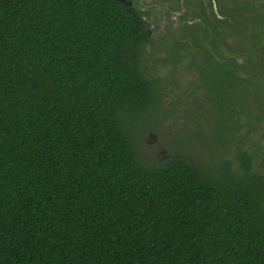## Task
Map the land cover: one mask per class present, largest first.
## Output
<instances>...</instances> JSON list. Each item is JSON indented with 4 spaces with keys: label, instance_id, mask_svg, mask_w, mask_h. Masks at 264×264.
Masks as SVG:
<instances>
[{
    "label": "trees",
    "instance_id": "1",
    "mask_svg": "<svg viewBox=\"0 0 264 264\" xmlns=\"http://www.w3.org/2000/svg\"><path fill=\"white\" fill-rule=\"evenodd\" d=\"M144 14L120 0H0V264H264L250 155L237 168L200 156L199 129L158 163L140 156L137 121L173 115Z\"/></svg>",
    "mask_w": 264,
    "mask_h": 264
},
{
    "label": "flooded vegetation",
    "instance_id": "2",
    "mask_svg": "<svg viewBox=\"0 0 264 264\" xmlns=\"http://www.w3.org/2000/svg\"><path fill=\"white\" fill-rule=\"evenodd\" d=\"M120 1L129 4L135 3L138 6L146 2L145 0ZM149 3H172L171 6L168 5L170 11L167 10V15H170L171 11L184 9L183 14L179 17L177 28H175L178 29L177 31L171 33L173 27L170 26L167 36L161 35L158 38V43H156V40L153 41V37H151L153 30L150 24L149 33L152 43L151 53L159 55V50L166 53L163 58H167L166 66L170 67L168 73H177L183 65L186 66L183 68L188 73L195 70L196 74L193 77L198 81L196 83L198 84L197 88L204 91V97L202 101L195 100L194 103H189L192 105L190 110L198 107L196 112L201 113L207 105L205 100L215 97L216 100H212L215 101L218 107L228 111L230 98L236 89L243 95L240 91H242L245 84H254V81H261L264 84V0H151ZM147 16L148 12L144 14V18L147 19ZM189 29H196V33H200L201 38L199 37L200 44L198 46L192 42L196 34L189 31ZM174 39H176V43L168 45L169 41ZM203 39H207L208 42L220 40V43L212 45V42L206 43ZM148 48L149 45L147 46V52ZM179 54H181V59H179ZM238 59H241V61ZM223 65L233 68L230 77H219L223 72ZM197 67L203 69V71H199ZM242 68H244V71H241ZM255 73H258L259 76H255ZM202 74H208V77L212 76L214 78L215 75H218L215 78L217 82L213 84L215 86L212 90L209 89L212 85L207 84L205 79H201ZM239 74L243 77H239ZM175 79L176 77H167L166 83L168 84L169 81L177 88V80ZM254 108L247 120H243L241 116L239 117L237 112V118L235 116H231V119L226 118V121L236 125L237 128L240 126L239 131H236L237 135L232 137L238 138L239 136V139L238 141L231 139L229 146L222 144V147L218 149V153L224 159L229 158L233 168H237L239 165L237 154L239 150H244L250 155L253 169L264 180V174L257 168L258 159L261 158L264 163V145L260 146L257 142L252 141L254 140L256 123L264 120V113L259 102ZM241 113L244 116L243 111ZM182 128L184 129L183 135H185L186 130L194 131L190 127L187 129L183 126ZM195 131H199L198 126ZM229 139L227 138L224 141L227 142Z\"/></svg>",
    "mask_w": 264,
    "mask_h": 264
},
{
    "label": "rangeland",
    "instance_id": "3",
    "mask_svg": "<svg viewBox=\"0 0 264 264\" xmlns=\"http://www.w3.org/2000/svg\"><path fill=\"white\" fill-rule=\"evenodd\" d=\"M145 1V3L139 5V8L143 10L145 14L148 12V16L146 18L153 30L151 37H153V41L156 40V43H158V38H160L161 35L167 36V32L169 31L168 28L170 26L173 27L171 33L178 30L175 28H177L176 26L179 23V17L183 14L184 9L179 11H171V14L167 15V10L170 11L169 6H171L172 3H149L151 0ZM189 31H192L196 34V37L194 36L195 40H200V33H196V29H189ZM206 40L203 39V41L206 43L212 42V45H218L220 43V40H212L209 42ZM238 42L241 43L240 40H238ZM242 42H244V40H242ZM175 43L176 39L169 41L168 45ZM151 48L152 45H149L148 53L150 54L148 55L151 57H163L166 55V53L163 51H161L159 55L156 53H151ZM238 60L241 61V59ZM147 65L154 67V71L150 74L151 76L159 74L163 77H176L175 80H177L176 85H178V87H174V84H170L169 81L168 84L165 82L164 95L161 102L163 107L162 110L172 113L173 115L169 116L173 117L168 116L167 119L160 120V117L157 113L158 111L155 109H150L142 116V118H140L141 115L133 118L134 121L140 118L137 121V131L135 130V134L133 135L137 141L141 140L139 145L140 156L146 162L158 163L167 155L174 154L178 151L175 145L171 146V143H173V140L175 139L174 136L178 138H182L184 136V129L182 128V126H184L183 124H185L187 129L190 127L191 130H197L198 126L199 129H202L207 133L199 140L200 156L207 155L213 158L218 149L222 147V144L229 146L231 139L236 141L239 139V136L238 138H232L234 135H237L236 131L239 130L237 129L236 125L226 121V118L231 119V116H235L237 118L239 115V117L241 116L243 120H247L248 116H250L251 112L255 109L254 106L257 105L258 102L262 112L264 113V84L261 81H254V84H245L242 91H240L243 95L238 92V89L233 92V96L230 98L228 111L222 108L219 109L218 106L216 108L209 100H205L211 115H208L207 110H203L202 112L204 115H200L199 120L196 121L195 118L190 116V109L192 108V105L189 103H194V100L202 101L204 97V91L197 88L198 84L196 83L198 81H196V79L193 77V75L196 74L195 70H192V73L191 71L188 73L186 72V69L183 68L186 66L183 65V67L177 72L178 74H171L168 73L170 67L162 65L161 62H153V60L150 59L148 60ZM236 106H240L239 109ZM220 110L224 111L221 112ZM242 111L244 116L241 113ZM174 118L177 119L178 123L175 126H171L172 120ZM189 132V130H186L187 134ZM141 133L143 135L142 138L139 136ZM262 137H264V120L256 123L254 140L252 141L257 142L260 146L262 144L264 145V138ZM227 138L230 139L225 142L224 140ZM183 147L189 148L190 146L188 144H184ZM194 159L195 155L190 156V160L194 161ZM257 168L260 169L262 174H264V163L261 158L257 161Z\"/></svg>",
    "mask_w": 264,
    "mask_h": 264
}]
</instances>
